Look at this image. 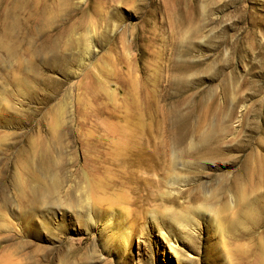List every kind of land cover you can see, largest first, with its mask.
Returning a JSON list of instances; mask_svg holds the SVG:
<instances>
[{
	"label": "rangeland",
	"instance_id": "1",
	"mask_svg": "<svg viewBox=\"0 0 264 264\" xmlns=\"http://www.w3.org/2000/svg\"><path fill=\"white\" fill-rule=\"evenodd\" d=\"M0 264H264V0H0Z\"/></svg>",
	"mask_w": 264,
	"mask_h": 264
},
{
	"label": "bare ground",
	"instance_id": "2",
	"mask_svg": "<svg viewBox=\"0 0 264 264\" xmlns=\"http://www.w3.org/2000/svg\"><path fill=\"white\" fill-rule=\"evenodd\" d=\"M169 218V217H168ZM151 222V227H153V231H155L156 232V235H157V239H155V245L157 246V240L158 239H168V244H166L165 245V247H167L168 248V250H170V251H172L173 253H174V249H173V246L171 245V239H169V237H175V232L177 231H175L174 230V228H173V224H172V221L171 220H169V219H167V217H166V219L165 218H163L162 216H161V218H158V219H154V220H151L150 221ZM149 222V223H150ZM129 225V224H128ZM129 228H128V231H127V233H125V234H119L118 235V237H119V239H120V241L123 243V245H127L128 244V237H129V232L130 231H132V228L130 227V226H128ZM150 227V228H151ZM180 231H177V233H179ZM165 240V241H166ZM173 240V239H172ZM174 241V243H173V245L174 246H176V241L175 240H173ZM120 242V243H121ZM164 244H165V242H164Z\"/></svg>",
	"mask_w": 264,
	"mask_h": 264
}]
</instances>
